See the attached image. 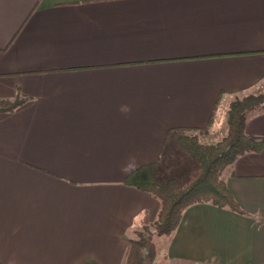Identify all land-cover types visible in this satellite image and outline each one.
<instances>
[{
    "label": "crops",
    "instance_id": "crops-1",
    "mask_svg": "<svg viewBox=\"0 0 264 264\" xmlns=\"http://www.w3.org/2000/svg\"><path fill=\"white\" fill-rule=\"evenodd\" d=\"M264 96V0H0V264H126L160 200L126 184L197 167L183 130L223 138ZM249 134L264 138V105ZM214 143V142H210ZM223 177L242 211L200 203L167 236L174 264H264V148Z\"/></svg>",
    "mask_w": 264,
    "mask_h": 264
},
{
    "label": "trees",
    "instance_id": "trees-1",
    "mask_svg": "<svg viewBox=\"0 0 264 264\" xmlns=\"http://www.w3.org/2000/svg\"><path fill=\"white\" fill-rule=\"evenodd\" d=\"M19 104L20 100L0 99V112L13 111ZM263 105V95L235 99L228 111L227 133L214 143L201 142L200 134L207 132L206 128L195 132L183 130L178 142L197 163L196 170L187 177H166L155 163L128 175L126 184L147 191L160 200V210L154 223L158 235L173 233L184 212L196 204L212 203L242 211L223 173L239 156L263 150L264 138L246 131L248 116ZM133 250V247L127 250L126 264H134Z\"/></svg>",
    "mask_w": 264,
    "mask_h": 264
},
{
    "label": "rangeland",
    "instance_id": "rangeland-1",
    "mask_svg": "<svg viewBox=\"0 0 264 264\" xmlns=\"http://www.w3.org/2000/svg\"><path fill=\"white\" fill-rule=\"evenodd\" d=\"M221 139V136H214L212 139L205 140L203 138L201 139V142H217ZM131 237L132 241L129 248H134V264H174L169 261L165 255H163L167 246V236L158 235L155 230L154 223L145 224L144 226L140 227Z\"/></svg>",
    "mask_w": 264,
    "mask_h": 264
}]
</instances>
